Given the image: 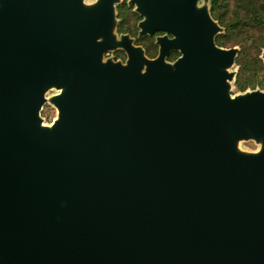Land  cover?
<instances>
[{"label":"water","instance_id":"obj_1","mask_svg":"<svg viewBox=\"0 0 264 264\" xmlns=\"http://www.w3.org/2000/svg\"><path fill=\"white\" fill-rule=\"evenodd\" d=\"M118 1L0 0V264H264V88L199 0L129 1L154 58Z\"/></svg>","mask_w":264,"mask_h":264},{"label":"trees","instance_id":"obj_2","mask_svg":"<svg viewBox=\"0 0 264 264\" xmlns=\"http://www.w3.org/2000/svg\"><path fill=\"white\" fill-rule=\"evenodd\" d=\"M116 10L120 18L117 31L134 34L132 28L124 24V13L130 7L122 3L117 5ZM209 10L224 28L223 33L215 36V43L223 47H239L235 57V87L245 90L263 86L264 63L260 54L264 50V0H210ZM145 51L147 55L153 56L156 46L145 45Z\"/></svg>","mask_w":264,"mask_h":264},{"label":"rangeland","instance_id":"obj_3","mask_svg":"<svg viewBox=\"0 0 264 264\" xmlns=\"http://www.w3.org/2000/svg\"><path fill=\"white\" fill-rule=\"evenodd\" d=\"M96 1L97 0H83V3L86 6H90V5H93ZM129 1L130 0H119L118 3L115 4V14H116L115 24H116V28L114 29V32H115V34L117 36V39H119L120 35L127 34L132 39L134 45H139V46L142 47L145 56H147L148 58H154L158 54V45L155 43L156 36L162 35L163 33L160 32V31H157V32H155V33H153L151 35H139L138 22L142 19V16L135 11L134 4H130ZM122 3H125L128 7H130V10H128V11H126L124 13V16H125L124 24L126 26H130L132 28L131 31L134 34H131L129 32H118L117 31V25L120 22V18L117 16L116 7H117V5H120ZM198 6H207L208 9H209L210 8V0H199L198 1ZM214 21H216V23L221 27V29H220V31H219L218 34L223 33L224 32V28L219 24V22L216 19H214ZM151 44H153V45L156 46V53L153 56L147 55L146 54V51H145V45L146 46H150ZM221 47H223V46H221ZM231 47H236L237 48V52H238L239 47L237 45L231 46ZM225 48H228V47H225ZM262 52H264V50H262ZM178 56H179V52L178 51H171L169 53V55L166 57V60L168 62H172ZM107 58H110V59H112L114 61H121L122 63H124L125 60H126V58H127V55H126L125 51L122 50L121 48H116L114 50L107 51V52L104 53L103 59L105 60ZM227 71L228 72H232V73H234V72L237 73V66L235 64V61H234V63L231 66H229L227 68ZM234 80H235V77L232 78V80L229 81V93L231 95H233V96L234 95H240V94H243L244 92H249L251 90H256V89L262 90L264 88V83H263V86H256L254 88H246L245 90H238L235 87ZM56 92L57 91L55 89H49V90H47L45 92V98L48 100ZM55 115H56V109H55V107L49 101H46L42 105L41 110H40V116L43 119V123L44 124H49L53 120V118L55 117ZM238 147H239V150H241L242 152L252 153V152L257 151L260 148V143L255 142L252 139H249V140H240L238 142Z\"/></svg>","mask_w":264,"mask_h":264},{"label":"bare ground","instance_id":"obj_4","mask_svg":"<svg viewBox=\"0 0 264 264\" xmlns=\"http://www.w3.org/2000/svg\"><path fill=\"white\" fill-rule=\"evenodd\" d=\"M52 88H55L56 91H57V93L60 92L61 90H63V87H55V86H52ZM57 118H58L57 115H55L53 121L54 120H57ZM52 124H53V122L49 123V126L52 125Z\"/></svg>","mask_w":264,"mask_h":264}]
</instances>
